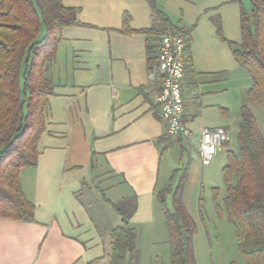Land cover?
Masks as SVG:
<instances>
[{
    "label": "crops",
    "instance_id": "crops-1",
    "mask_svg": "<svg viewBox=\"0 0 264 264\" xmlns=\"http://www.w3.org/2000/svg\"><path fill=\"white\" fill-rule=\"evenodd\" d=\"M81 21L84 25L63 30L59 45L69 48L71 55L66 69L56 59L50 71L57 87L50 98L49 132L41 137L37 165L20 174L22 189L35 204L34 220H0V264H107L113 227L104 224L108 215L89 211L83 199H93L88 182L100 180L105 188L126 185L138 200L131 223L154 221L166 124L152 109L158 86L148 79V35L122 34L115 30L118 27ZM214 77L215 72L195 67L190 49L185 123L198 145L203 127L229 130L206 112L208 105L203 103L200 85ZM58 106L62 121L52 112ZM79 149H85V161ZM114 177L120 182L113 183ZM108 201L114 210V201Z\"/></svg>",
    "mask_w": 264,
    "mask_h": 264
},
{
    "label": "trees",
    "instance_id": "trees-1",
    "mask_svg": "<svg viewBox=\"0 0 264 264\" xmlns=\"http://www.w3.org/2000/svg\"><path fill=\"white\" fill-rule=\"evenodd\" d=\"M150 5L158 20L153 26L132 28L131 17L126 15L122 27L117 29L125 34L148 35V69L157 60L156 41L166 30L186 35L188 51L192 41L191 28L173 24L154 0H150ZM79 11L80 8L65 5L62 0H0V220H34L35 204L26 197L20 174L38 163L41 137L49 132L51 123L50 98L57 87L50 71L64 28L84 25ZM214 22L220 30V20ZM240 30L241 43L232 54L251 78L247 100L264 104V0H251L250 10L241 7ZM152 109L155 117L166 124L156 104ZM240 115L239 148L226 151L222 169L226 193L223 206L217 208L235 225L238 248L245 257L244 263L230 264H264V135L248 104L241 106ZM184 138L171 136L166 126L161 137L166 142L162 151L174 145L184 148ZM180 170L176 169L156 192V200L168 231L170 264H197L193 243L197 226L183 200L187 167L182 169L178 183H174ZM213 194L215 198L219 196L218 187L213 188ZM137 203L136 194L111 202L121 219L109 233L111 250L107 264L140 262L138 234L131 225Z\"/></svg>",
    "mask_w": 264,
    "mask_h": 264
},
{
    "label": "rangeland",
    "instance_id": "rangeland-1",
    "mask_svg": "<svg viewBox=\"0 0 264 264\" xmlns=\"http://www.w3.org/2000/svg\"><path fill=\"white\" fill-rule=\"evenodd\" d=\"M62 1L65 5L80 8V16L78 15L80 21L82 19L85 22L90 21L89 23L118 27L116 31L122 27L126 15L131 17L132 28L146 25L151 27L156 20L150 0ZM154 2L159 9L167 13L173 24L192 29L190 49L195 67L199 71L215 72L216 76L213 82H203L200 85L201 92H204L203 103L208 105L206 112L216 115L221 125L229 128L227 130L230 133V140L217 148L209 165H203L195 137L184 139V149L179 145L166 149L161 159L159 188H162L176 169H181L175 177L176 185L182 175V169L187 167L183 200L197 226L193 238L197 264L244 263L245 257L238 248L236 227L228 220L226 214L218 213L217 205L223 206L226 193L222 173L226 162V151L228 149L238 151L239 148L237 133L241 121L240 108L243 104L250 106L264 135V104L250 103L247 100L246 92L251 85V78L247 70L235 61L232 54L233 48L241 43V7L250 10L251 0H154ZM216 19L220 20V30L214 22ZM58 52L60 56L56 62L66 69L71 51L69 52V48L65 49L64 45H59ZM68 76L69 74H65L64 77ZM52 112L54 117H60L58 121H62L60 119L64 114L59 106ZM200 121H202L201 117L200 120L197 119V122ZM59 125L63 126L58 123L57 126ZM65 126L68 133L67 122ZM78 152L81 161H85V149L81 151L79 149ZM112 180L113 183L120 182L119 177H114ZM87 184L92 188L90 195L93 196L92 200L88 196L83 198L89 211L95 215L98 212L103 216L108 215L104 224L109 227L117 225L120 217L111 208L108 200L117 202L122 197L130 195L132 193L130 189L121 184L105 188L100 180L97 184L92 182ZM214 187L219 188L217 198L213 194ZM167 202L171 208L170 196ZM154 212V221L151 223L135 225L131 223L138 234L139 264H170L168 231L163 211L157 201ZM107 241L110 244L109 237Z\"/></svg>",
    "mask_w": 264,
    "mask_h": 264
},
{
    "label": "built area",
    "instance_id": "built-area-1",
    "mask_svg": "<svg viewBox=\"0 0 264 264\" xmlns=\"http://www.w3.org/2000/svg\"><path fill=\"white\" fill-rule=\"evenodd\" d=\"M156 62L148 70L151 84L158 86L155 104L166 121L171 136L191 138L193 131L184 121V82L189 62L187 36L166 30L158 40ZM199 154L203 165H209L218 147L230 140V133L224 127L200 129Z\"/></svg>",
    "mask_w": 264,
    "mask_h": 264
}]
</instances>
